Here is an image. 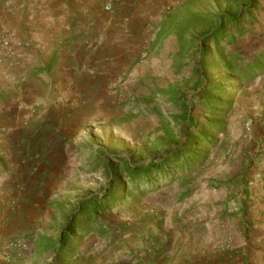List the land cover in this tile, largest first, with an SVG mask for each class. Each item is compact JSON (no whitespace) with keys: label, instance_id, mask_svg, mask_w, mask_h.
Segmentation results:
<instances>
[{"label":"rangeland","instance_id":"obj_1","mask_svg":"<svg viewBox=\"0 0 264 264\" xmlns=\"http://www.w3.org/2000/svg\"><path fill=\"white\" fill-rule=\"evenodd\" d=\"M117 1L109 0L103 7L110 18L119 14L115 10ZM258 1L252 33L235 45L221 42L223 55L232 53L238 58L237 64L264 60V0ZM108 3L113 5L111 12L105 10ZM240 4L226 0H166L156 15L143 16V25L136 30L135 42L125 55L129 60L117 65L121 69L117 73H81L77 86L67 78L65 87L71 88L70 92L56 87L50 76L31 82L43 89V95L25 101L20 123L0 131L4 137L18 141L9 148L0 143V167L6 170L17 162L22 140H33L42 162L57 167L47 175L53 183L48 189L52 199L44 207V213L53 214L45 220L36 217L25 221L27 234L13 230L4 247L2 244L6 264L63 262L52 251L36 253L38 242L48 243L42 233H54L57 248V231L61 234L77 214L78 202L101 196L112 173L127 181V163L146 165L154 156L168 157L175 152L185 141V108L194 106L191 115L199 124L211 121L194 98L197 47L200 37L215 28L216 17L236 13ZM121 20L126 25L130 23L129 18L121 16L118 21ZM117 28L120 32L109 33L111 45L115 39L130 35L129 29L121 25ZM114 54L117 56V52ZM213 65L211 73L228 79L219 62ZM29 74L20 86L29 82ZM263 82L264 74H260L253 80L228 86L231 91L240 85L242 88L236 92L232 109L221 115L226 128L217 135L202 163L196 162L194 168L180 174L182 178L152 192L140 194L129 184L126 194L64 248L72 251L86 241L98 248L117 247L124 240L120 231L134 230V221L143 215L169 217L174 228L181 224L183 229L184 220L200 215L199 207L208 205L203 212L208 215L205 224L210 223L213 230H226L232 245L237 244L232 253L223 257L226 262L264 264V249L260 248L264 247V202L244 198L242 183L245 169L253 168L264 153ZM203 199L210 203H199ZM0 227L6 229L3 223ZM243 249L247 250L242 252Z\"/></svg>","mask_w":264,"mask_h":264},{"label":"crops","instance_id":"obj_2","mask_svg":"<svg viewBox=\"0 0 264 264\" xmlns=\"http://www.w3.org/2000/svg\"><path fill=\"white\" fill-rule=\"evenodd\" d=\"M107 1L0 0V35L8 33L17 46L15 56L0 46V131L20 123L25 101L30 98L37 100L35 97L43 95V89L32 81L50 76L55 79L56 87L64 88L67 78L77 86L76 80L82 78L81 73H117L121 70L117 65L129 60L125 55L135 42L136 30L143 25V16L156 15L166 2L118 0L115 10L119 14L110 18L103 8ZM121 16L129 18V25L123 20L118 21ZM118 25L129 29L130 35L122 40L115 39L111 45L109 33L120 32ZM27 73L31 77L29 82L20 86ZM64 89L71 90L69 87ZM26 139L21 141L25 146H20L22 153L17 162L6 170L0 167V206L3 207L0 209V223L4 227L6 225V229L0 227V264H6L3 247L13 230L24 234L25 221L36 217L45 220L53 214L44 213V207L45 202L52 199L48 189L51 190L53 183L47 175L54 173L57 167L42 162L43 157L35 151L33 140ZM14 141L0 134V143L6 148L12 147ZM49 154L53 156V153ZM256 162L253 168H247L243 173V197L256 198L263 203L264 153ZM199 203L210 201L203 199ZM205 207L210 206H200V215L184 220L183 229L181 224L174 228L169 217L143 215L134 221V230L129 233L120 231L124 240L117 247L98 248L86 241L72 251L64 248L59 254V242L57 248L53 244L55 234L42 233L48 243L40 245L38 242L35 251L38 255L54 252L59 261L63 260L55 261V264H232L223 257L232 253L237 244L232 245L234 242L228 238L226 230H213L210 223L205 224L208 220V215L203 213ZM189 224H197L198 227L191 228ZM57 235L60 241L59 230Z\"/></svg>","mask_w":264,"mask_h":264},{"label":"trees","instance_id":"obj_3","mask_svg":"<svg viewBox=\"0 0 264 264\" xmlns=\"http://www.w3.org/2000/svg\"><path fill=\"white\" fill-rule=\"evenodd\" d=\"M226 1L241 4L234 14H219L215 19V28L200 37L197 47L198 69L194 98L201 105L203 112L209 114L211 121L199 124L191 115L194 106L185 108L188 118L184 143L170 156H154L146 165L127 163L125 165L127 181H124L116 173H112L109 184L101 196H91L80 200L77 214L61 231L59 254L72 238H75L79 232H85L93 222L97 221L101 213L110 208L111 203L126 194L129 184L140 194L152 192L182 178L184 172H188L196 162L202 163L208 155L210 146L216 142L217 135L226 128V123L222 121L221 115H226L232 109L236 92L242 88L240 85L231 91L228 86L232 83H242L244 80H253L256 76L264 74L263 59L260 58L250 65L244 62L237 64L238 58H235L232 53L227 56L223 55L221 45L224 40L230 45H235L240 38L252 33V27L256 23L255 13L259 1ZM214 62L221 64L220 68L227 72L228 79L221 78L220 74L211 73ZM193 129L195 131L192 132Z\"/></svg>","mask_w":264,"mask_h":264},{"label":"built area","instance_id":"obj_4","mask_svg":"<svg viewBox=\"0 0 264 264\" xmlns=\"http://www.w3.org/2000/svg\"><path fill=\"white\" fill-rule=\"evenodd\" d=\"M113 9L112 3H108L105 6V10L111 12ZM0 46L5 52L11 56H15L17 46L13 43V39L8 33H3L0 35Z\"/></svg>","mask_w":264,"mask_h":264}]
</instances>
